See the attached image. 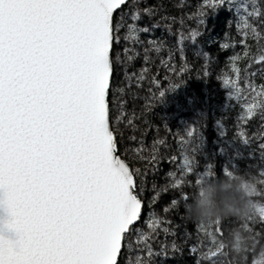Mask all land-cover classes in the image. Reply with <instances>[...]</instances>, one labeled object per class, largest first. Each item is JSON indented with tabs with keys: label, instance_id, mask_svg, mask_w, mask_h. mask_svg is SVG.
Segmentation results:
<instances>
[{
	"label": "snow or ice",
	"instance_id": "1",
	"mask_svg": "<svg viewBox=\"0 0 264 264\" xmlns=\"http://www.w3.org/2000/svg\"><path fill=\"white\" fill-rule=\"evenodd\" d=\"M126 2L0 0V214L7 215H0V264H118L125 234L142 211L134 173L116 155L107 101L110 49L121 27L113 16ZM224 4L204 0L214 10ZM129 31L149 29L133 23ZM256 63H264V54ZM258 106L246 105L249 117ZM187 136L193 139L186 151L195 154L200 144L193 131ZM182 169L193 173L195 159L185 155ZM213 176L209 165L195 186ZM222 247L206 254L211 264Z\"/></svg>",
	"mask_w": 264,
	"mask_h": 264
},
{
	"label": "trees",
	"instance_id": "2",
	"mask_svg": "<svg viewBox=\"0 0 264 264\" xmlns=\"http://www.w3.org/2000/svg\"><path fill=\"white\" fill-rule=\"evenodd\" d=\"M254 10L261 15H249ZM113 19L121 27L110 51V128L142 201L118 264H211L206 254L221 245L216 264H255L264 254L260 213L243 221L194 222L185 215L184 197L196 187V174L211 165L214 176L226 175L225 168L250 175L258 188L253 199L264 203V96L257 95L264 90V63H256L264 54V0H225L215 10L204 0H127ZM133 23L149 31L130 32ZM251 103L259 106L249 117ZM188 131L200 144L195 154L186 151L193 139ZM185 155L195 159L193 173L182 169ZM177 179L182 183L173 187ZM157 221L159 228L149 227ZM237 228L251 237L240 254L225 246Z\"/></svg>",
	"mask_w": 264,
	"mask_h": 264
},
{
	"label": "clouds",
	"instance_id": "3",
	"mask_svg": "<svg viewBox=\"0 0 264 264\" xmlns=\"http://www.w3.org/2000/svg\"><path fill=\"white\" fill-rule=\"evenodd\" d=\"M257 193V184L250 175L239 172L216 175L193 189L185 205V215L201 223H215L226 217L242 221L250 219L264 211V203L253 199ZM250 239L249 234L237 228L229 233L225 246L233 253L240 254ZM255 264H264V254Z\"/></svg>",
	"mask_w": 264,
	"mask_h": 264
},
{
	"label": "water",
	"instance_id": "4",
	"mask_svg": "<svg viewBox=\"0 0 264 264\" xmlns=\"http://www.w3.org/2000/svg\"><path fill=\"white\" fill-rule=\"evenodd\" d=\"M123 6V5H122ZM121 6V7H122ZM117 11V10H116ZM115 13V12H114ZM110 51H111V49H110ZM110 60H111V57H110ZM110 78H111V76H110ZM0 215H3V218L4 219H7V215H6V213H3V214H0ZM139 220V219H138ZM138 221H136L135 223H134V225L137 223ZM133 226V225H132ZM131 226V227H132ZM5 235H7L8 236V238H10V239H14L15 238V236H14V234L13 233H11V232H6L5 233Z\"/></svg>",
	"mask_w": 264,
	"mask_h": 264
},
{
	"label": "rangeland",
	"instance_id": "5",
	"mask_svg": "<svg viewBox=\"0 0 264 264\" xmlns=\"http://www.w3.org/2000/svg\"><path fill=\"white\" fill-rule=\"evenodd\" d=\"M113 59H111V61H112ZM113 63V62H112Z\"/></svg>",
	"mask_w": 264,
	"mask_h": 264
}]
</instances>
